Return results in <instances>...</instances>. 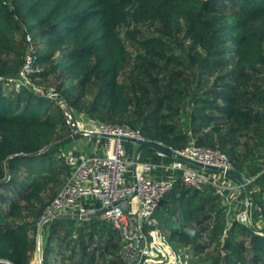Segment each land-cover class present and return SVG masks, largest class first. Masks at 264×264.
Wrapping results in <instances>:
<instances>
[{"label": "trees", "instance_id": "1", "mask_svg": "<svg viewBox=\"0 0 264 264\" xmlns=\"http://www.w3.org/2000/svg\"><path fill=\"white\" fill-rule=\"evenodd\" d=\"M221 1L0 0V58L23 54L30 34L38 41L34 66H50L40 77L60 73L65 99L77 111L138 129L147 140L175 150L194 143L225 153L234 170L251 182V225L237 219L245 203L226 206L212 186L195 189L181 180L162 199L155 218L189 264H264V227L259 228L264 219V0H235L229 10ZM176 26L183 27L181 33L172 30ZM143 27L152 35L141 38ZM18 34L22 44L16 42ZM178 34L190 44L176 55L179 44L173 37ZM128 43L145 49V55L136 54L139 64L125 82ZM20 71L0 63V78ZM4 82L0 192L19 189L18 202L5 214L12 222L0 225V264H30L31 233L46 209L35 211L34 204L62 172L71 177L58 155L74 139L51 100L25 88L7 95ZM92 87L96 92L86 101ZM123 144L131 158L137 147ZM172 161L152 149L140 156V162ZM42 238V264H58L57 256L61 263L97 264L111 251L107 264L123 262L119 231L100 216L51 220Z\"/></svg>", "mask_w": 264, "mask_h": 264}, {"label": "built area", "instance_id": "2", "mask_svg": "<svg viewBox=\"0 0 264 264\" xmlns=\"http://www.w3.org/2000/svg\"><path fill=\"white\" fill-rule=\"evenodd\" d=\"M33 53V50L27 53L26 63L16 77L0 78V81L15 84L20 91L32 88L31 77L39 71L34 66ZM39 95L51 101L59 100L53 92L41 91ZM62 114L73 139L93 141L90 145L93 153L88 156L75 147L59 153L58 158L72 170V174L65 187L47 206L42 218L61 214L90 215L104 210L100 217L119 231L123 264H189L188 259L171 246L155 218L162 199L173 190L178 180L195 189L212 186L226 206L237 201L246 204V198L241 200L242 187L229 179L225 172L194 168L177 158H173L171 163L139 160L138 194L129 200L135 190V154L129 158L120 138L146 140L143 133L127 126L82 121L68 108ZM105 135L110 138H104ZM176 151L203 164L234 169L229 157L219 150L192 143ZM261 173L264 174V163ZM258 210L261 212L259 206ZM237 219L241 223L252 224L246 209L238 213ZM262 227L264 219L259 225V228ZM40 254L42 259V249Z\"/></svg>", "mask_w": 264, "mask_h": 264}, {"label": "rangeland", "instance_id": "3", "mask_svg": "<svg viewBox=\"0 0 264 264\" xmlns=\"http://www.w3.org/2000/svg\"><path fill=\"white\" fill-rule=\"evenodd\" d=\"M226 3H227V5H226L227 9L226 10H229L230 8L235 6L236 1L235 0H226ZM219 6L220 7L224 6L222 1L219 2ZM172 30H175V31L181 33L183 30V27L181 26V28H180V27L176 26ZM142 32H143V34L141 35V38H146V37L152 35L151 33L148 32V28H146V27L142 28ZM29 38H31V40ZM167 38H168V36H167ZM173 40L175 42H178V44H179L178 47L176 46L177 48H179V49H177L178 51L176 52V55L181 53L180 52L181 47L186 46V48L188 49L189 44H190V40L184 39L183 35L178 34V36L173 37ZM20 41H21V39H20V36L18 34V36L16 37V42H18L19 44H22L23 42L22 41L20 42ZM25 42L24 43L26 45V48H25L23 54H21L19 56L16 53L4 54L0 58V63H9L11 65L13 64L16 67L19 66L22 70V68L24 67V65L26 63L27 53L30 50L36 51V43L38 41L35 43L32 39V36L30 34H27ZM128 47H129L128 71H127V73H125L121 77V80L125 81V82H129L128 79H129L130 74L133 75L137 65L139 64V62L137 63L136 54L145 55V49L137 50L135 47H132L130 43H128ZM150 50L154 51L155 49L150 47ZM142 63H145V61H143ZM147 63H149V62H147ZM43 68L49 69L50 66L47 65V66L39 67L38 68L39 71H37V73H35L31 77L32 88L26 89V90H28V91L32 90V91L36 92L37 94H39L41 91L45 92V93L46 92L56 93L59 97V100L58 101H52L54 104L53 105L54 111L59 110L61 113H63L64 109L68 108L76 115V117L81 118L82 121L92 120L95 122H99V120L91 118L88 114L85 113L84 110L80 111V112L77 111L75 109V106H71L69 104V102L65 99V96L63 94L64 88H62V86L60 87L61 82H63V80H64V77H62L60 73L53 74L50 76L40 77V74L43 71ZM14 85L15 84H9V83L4 82L3 87L5 89V94L13 95L14 94L13 92H15L17 95L20 92V90L17 89ZM95 92H96L95 87L90 88L87 91L86 101H89L90 100L89 98H92L93 95L95 94ZM101 123H103V122H101ZM108 124H110V123H108ZM112 125H115V124H112ZM124 147L126 149L125 144H124ZM58 168H60L59 172H61L62 166L59 165ZM69 179H70V176H68V175H66V173L62 172L60 174V176L58 177L57 183L53 184L49 187L48 191L43 195L42 201L35 202L33 209L36 211V210L42 209V207H43V209L47 208V206L53 202V200L57 197V195L60 193V191L65 187V185L68 183ZM18 189L19 188H17V187L13 188V187L9 186V187L4 188L0 192V225L1 226L2 225L5 226V224H7V222H12L11 220L6 219L5 214L13 204L18 202L14 198L15 192ZM4 194L6 197L3 200H1V196ZM31 214H32L31 212L28 213V217H27V218H29L28 220H32ZM31 238L34 241V248L32 250V257H31V263L30 264H42L43 258L41 259L39 247L41 246L40 248L42 249V252H43V241H42L43 238L39 239L38 229H37V231H34L31 233ZM111 252H109L108 255H106V257L104 259H101L100 262L97 264H107V262L114 257V253H111ZM55 259H56V262H58V264H72L70 261H67V263H64V262L61 263L62 259L59 256L55 257ZM122 264H123V262H122Z\"/></svg>", "mask_w": 264, "mask_h": 264}, {"label": "water", "instance_id": "4", "mask_svg": "<svg viewBox=\"0 0 264 264\" xmlns=\"http://www.w3.org/2000/svg\"><path fill=\"white\" fill-rule=\"evenodd\" d=\"M103 137L104 138H110V136H108V135H105ZM120 139L124 142H130L137 147V150H136L135 156H134V167H133L134 189L135 190H134L132 197H130L129 200H132L138 194L137 171H138V164H139L140 156L146 149H152L156 153H160V154H162L166 157H169V158H177L179 160L188 162V163H190V164H192L198 168H201V169H207L210 171H217L220 173L225 172L228 176H230L231 178L236 180L237 183L244 190L245 198H246V212H247L248 217L251 219V211H252V203H253V195H252V191H251V187H250L251 182L244 179V177L240 173H238L236 170H234V169L225 170L223 168H219L216 166L207 165V164H203V163L198 162V161L191 160L185 156H182L175 149L168 147L162 143L153 141V140H147V139L146 140H136L134 138H128V137H121ZM103 212H104V210H100L99 212H97L95 214H90V215L61 214V215H57L54 217L47 216L45 218H42L39 225H38L39 239L42 238V230H43L44 224L51 221V220H54V219L90 220V219H93L97 216H100ZM39 250L41 252V248Z\"/></svg>", "mask_w": 264, "mask_h": 264}, {"label": "crops", "instance_id": "5", "mask_svg": "<svg viewBox=\"0 0 264 264\" xmlns=\"http://www.w3.org/2000/svg\"><path fill=\"white\" fill-rule=\"evenodd\" d=\"M85 142V143H84ZM93 141L87 140V139H78V140H73L71 143L68 145L67 149L71 148H77L80 152H83L84 154L92 155L93 150L91 148V144ZM241 194V193H240Z\"/></svg>", "mask_w": 264, "mask_h": 264}]
</instances>
